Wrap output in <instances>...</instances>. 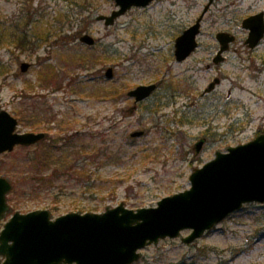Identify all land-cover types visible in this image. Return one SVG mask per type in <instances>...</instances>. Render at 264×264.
Masks as SVG:
<instances>
[{
  "label": "rangeland",
  "instance_id": "obj_1",
  "mask_svg": "<svg viewBox=\"0 0 264 264\" xmlns=\"http://www.w3.org/2000/svg\"><path fill=\"white\" fill-rule=\"evenodd\" d=\"M207 2L155 0L106 26L96 16L117 9L114 0H0V25L29 19L41 22L37 29L50 28L32 48L0 46V109L17 118V132L47 134L39 144L0 153V177L13 186L0 232L15 212L48 210L57 218L103 213L121 203L133 210L157 207L163 198L190 189L192 172L217 151L264 133V40L245 50L247 31L241 26L244 18L264 11V0L213 2L199 48L176 60L175 39ZM220 31L234 33L237 41L226 60L213 65ZM85 33L96 46L80 42ZM64 43L79 62H62L57 52ZM23 62L31 64L27 72L20 70ZM48 63L59 75H48ZM109 67L112 79L105 74ZM215 77L221 83L202 96ZM159 81L141 103L127 95ZM58 137L63 142L52 146ZM203 137L206 144L196 153ZM41 173L46 181L32 179ZM191 233L185 229L140 249L132 264H264V203L245 204L193 243L183 242Z\"/></svg>",
  "mask_w": 264,
  "mask_h": 264
},
{
  "label": "water",
  "instance_id": "obj_2",
  "mask_svg": "<svg viewBox=\"0 0 264 264\" xmlns=\"http://www.w3.org/2000/svg\"><path fill=\"white\" fill-rule=\"evenodd\" d=\"M114 1L117 9L96 17L106 26L113 25L133 7H145L154 0ZM214 1L209 0L196 22L176 38L178 61H184L198 48L202 19ZM242 26L249 30L246 43L255 48L264 38V12L245 18ZM216 38L221 46L213 62L219 64L236 37L220 31ZM80 41L96 43L87 33ZM30 66L23 62L20 69L27 72ZM106 76H114L113 67L107 69ZM220 82L215 78L205 92ZM155 89V84L140 85L129 95L139 102ZM17 126V118L0 109V153L12 151L17 145L36 144L46 136L44 132H17ZM142 134L143 131L132 135ZM204 142H197L196 153ZM190 181V189L163 198L157 207L133 210L121 203L103 213L70 212L56 219L48 210L16 212L0 232V256L5 257L0 264H132L140 259V249L166 237H178L185 229H192V233L182 240L192 243L245 204L264 203V133L226 152L217 151L212 160L192 172ZM11 189V182L0 177V220L10 210L7 194Z\"/></svg>",
  "mask_w": 264,
  "mask_h": 264
},
{
  "label": "trees",
  "instance_id": "obj_3",
  "mask_svg": "<svg viewBox=\"0 0 264 264\" xmlns=\"http://www.w3.org/2000/svg\"><path fill=\"white\" fill-rule=\"evenodd\" d=\"M40 21H30L29 19H25V21L23 23H18V24H13L10 26V28H6L5 24H1L0 25V46L4 45V44H8V43H13L16 45V47H18L19 49H25L27 47H31L36 43V41L39 40H45V36L47 38V36L50 34V28L47 26L46 27H41V29H37V25L40 24ZM64 45H68L67 44H63L61 46L59 51L60 52H64L66 53V58H68L71 63H77L79 62L76 58V53L73 51L72 48H67L68 46ZM97 45V44H96ZM95 45V46H96ZM90 47H94V46H90ZM76 56V57H75ZM106 58H108V55H105ZM84 56H81L79 58V60L84 59ZM47 69H49L48 71V75L52 78L55 76V74L57 73V69L56 68H49L47 66ZM59 75V74H58ZM74 136H70L69 139H72ZM62 140H64L62 137H58L56 139H53V143L51 144L52 146L54 145L56 147V144L59 142H63ZM66 143V142H65ZM68 144H62V146H67ZM57 173V171H56ZM51 175L53 176V172L51 173ZM50 175V176H51ZM36 182H43L46 181V176L44 174H39L37 176H33V178Z\"/></svg>",
  "mask_w": 264,
  "mask_h": 264
},
{
  "label": "flooded vegetation",
  "instance_id": "obj_4",
  "mask_svg": "<svg viewBox=\"0 0 264 264\" xmlns=\"http://www.w3.org/2000/svg\"><path fill=\"white\" fill-rule=\"evenodd\" d=\"M204 18H205V16H204ZM246 30V29H245ZM247 31V36H248V30H246ZM236 36V35H235ZM247 36H246V38H247ZM246 38H245V40L243 41V44H242V48H244L245 47V50L246 49H249L248 48V46H247V44H246ZM237 41V36H236V40L232 43V44H234L235 42ZM232 44L230 45V48H229V51L231 50V46H232ZM219 48H220V46H219ZM219 48H218V50H219ZM218 50H217V52H218ZM228 51V52H229ZM216 52V53H217ZM227 53V52H226ZM226 53H225V55H224V57H225V60H226V58H227V56H226ZM214 58V57H213ZM212 58V59H213ZM212 66V64H210V65H208L207 67H211ZM206 93H202V96H204ZM127 95H128V91H127Z\"/></svg>",
  "mask_w": 264,
  "mask_h": 264
},
{
  "label": "bare ground",
  "instance_id": "obj_5",
  "mask_svg": "<svg viewBox=\"0 0 264 264\" xmlns=\"http://www.w3.org/2000/svg\"><path fill=\"white\" fill-rule=\"evenodd\" d=\"M57 53L59 54V57L61 58L63 63H69L70 62V60L68 58H66V53H64V52H57ZM47 66L49 68H56L55 67L56 65L52 64V63H48ZM93 86H94V84H93Z\"/></svg>",
  "mask_w": 264,
  "mask_h": 264
}]
</instances>
